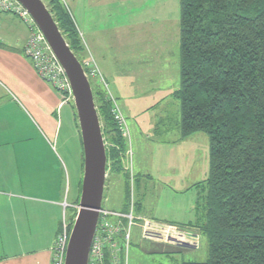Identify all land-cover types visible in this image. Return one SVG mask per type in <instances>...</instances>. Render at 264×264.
I'll return each instance as SVG.
<instances>
[{
    "label": "trees",
    "instance_id": "1",
    "mask_svg": "<svg viewBox=\"0 0 264 264\" xmlns=\"http://www.w3.org/2000/svg\"><path fill=\"white\" fill-rule=\"evenodd\" d=\"M50 4L74 53L84 52L61 0ZM90 82L104 139L108 135L112 143L106 147L107 173L125 179V202L115 211L125 213L129 146L107 91ZM175 96L181 104V135L203 131L210 138L209 177L196 184L203 188L204 202L197 205L196 223L178 225L207 237L209 258L182 264H264V0H180V87Z\"/></svg>",
    "mask_w": 264,
    "mask_h": 264
},
{
    "label": "rangeland",
    "instance_id": "2",
    "mask_svg": "<svg viewBox=\"0 0 264 264\" xmlns=\"http://www.w3.org/2000/svg\"><path fill=\"white\" fill-rule=\"evenodd\" d=\"M44 2L51 10L50 0ZM61 2L73 18L85 47L84 52L76 49L77 56L85 62L90 57L94 58L95 65L118 97L119 103L122 105L130 100L138 101L137 107L144 110L152 101L150 97L154 95L156 102L159 100L157 108H149L144 112L148 122L158 124L156 134L152 135V140L155 139L156 142H148L140 135L134 136L138 138L134 141L136 159L139 157L137 150L140 155V161L135 169L136 179L139 181L136 184L135 177L130 174L129 205L133 200L137 207L135 213L139 212L138 208H142V214L155 216L175 226L196 223L198 211L201 209L197 205L204 202L203 188L196 187V184L205 183L209 177L210 138L203 131L186 137L180 132L181 104L175 96L180 87V0H61ZM26 24L29 27L27 22ZM93 81L95 89H98L96 86L100 84L106 91L104 84L98 79ZM95 102L103 131L104 122L96 96ZM69 105L75 108L73 97ZM160 117H165V125L164 123L159 125ZM133 120L128 117L129 123ZM75 124L79 133L74 147L72 142L68 147H62L61 144L59 146V154L65 161L61 164L64 172L63 189L67 217L77 216L81 195L82 177L81 180H77L74 166L69 161L70 156H74L75 148L83 147L77 113ZM132 125L135 127L134 121ZM135 129H139V125ZM141 129L144 130L142 126ZM107 138L104 139L106 147L112 145L108 135ZM15 148L11 147V155L16 154ZM130 150L132 154L125 159L129 169L133 163L131 147ZM18 151L21 152L20 147ZM38 154L50 156L46 149H40ZM15 165L14 170L18 172L17 164ZM139 167L141 169H138ZM17 172L14 176L18 181L9 184L12 188L21 185L22 180ZM117 178L110 193L105 189L103 199L105 208L119 210L120 205L125 202V179L118 176ZM13 181H16V178ZM172 216L179 217L171 218ZM179 229L183 232L181 236L147 235L142 239L140 227L133 226L128 250L123 254V264H182L189 260L207 261L209 258L207 237L203 234L198 236L190 228ZM0 250H4L1 239Z\"/></svg>",
    "mask_w": 264,
    "mask_h": 264
},
{
    "label": "crops",
    "instance_id": "3",
    "mask_svg": "<svg viewBox=\"0 0 264 264\" xmlns=\"http://www.w3.org/2000/svg\"><path fill=\"white\" fill-rule=\"evenodd\" d=\"M29 36V27L21 17L12 13L0 14V239L4 249L0 250V264H51L52 248L66 212L61 164L65 161L59 154V146L68 147L72 142L74 147L79 133L75 108L69 105L71 98L65 100L59 91L41 78L32 59L25 55ZM108 87L126 119L127 143L133 150V163L129 169L127 160H124V168L135 177L137 184L139 179H136L135 169L140 155L137 150L139 157L136 159L134 141L138 138L134 136H143L148 142L155 141L152 135L156 134L158 124L148 122L144 112L157 108L159 100L156 102L153 95L144 110L137 107L138 101L130 100L121 105L109 84ZM128 117L134 119L135 127L133 121L129 123ZM164 121L165 117H160L159 125H165ZM137 125L139 129H135ZM12 146L16 147L15 155L10 153ZM40 149H46L50 156L38 154ZM69 161L79 181L83 177V147L75 148ZM15 164L18 172L14 170ZM16 172L22 181L21 185L12 188L9 184L18 181L14 176ZM117 176L122 178L119 174L107 173L105 189L108 193ZM138 211L136 215L139 217L167 223L142 214V208ZM176 217L179 216L171 218ZM138 226L143 239L142 221Z\"/></svg>",
    "mask_w": 264,
    "mask_h": 264
},
{
    "label": "water",
    "instance_id": "4",
    "mask_svg": "<svg viewBox=\"0 0 264 264\" xmlns=\"http://www.w3.org/2000/svg\"><path fill=\"white\" fill-rule=\"evenodd\" d=\"M44 35L72 88L83 145V177L65 264H88L93 236L103 208L107 176V148L93 88L84 67L44 0H17Z\"/></svg>",
    "mask_w": 264,
    "mask_h": 264
},
{
    "label": "built area",
    "instance_id": "5",
    "mask_svg": "<svg viewBox=\"0 0 264 264\" xmlns=\"http://www.w3.org/2000/svg\"><path fill=\"white\" fill-rule=\"evenodd\" d=\"M1 13L15 14L29 24L30 36L25 45V55L32 59L34 67L41 78L49 82L59 91L65 100L69 98L72 99L73 93L71 84L63 67L52 53L44 35L27 10L17 0H0V14ZM84 65L86 68H84V70L89 80L98 79L99 82L104 84L107 96L111 101V113L119 123L123 137L127 140L129 132L126 119L120 110L117 100L111 94L107 82L103 78L97 65H95L94 58L90 57ZM131 154L132 151L129 148L126 157L128 158ZM131 178L133 179V176H131ZM66 206L67 204L65 203V207ZM75 218L71 219L67 217L66 212H64L52 248L51 264H65L70 234ZM139 221L143 223V237L147 235L151 237H159L161 235L172 237L173 234L176 237L181 236L183 233L178 225L157 223L137 216L135 214V204L133 200L129 205V210L125 213L102 208L99 212V221L92 239L88 264H123V254L128 250L132 228L138 225Z\"/></svg>",
    "mask_w": 264,
    "mask_h": 264
}]
</instances>
